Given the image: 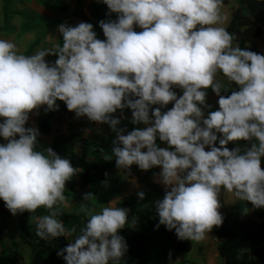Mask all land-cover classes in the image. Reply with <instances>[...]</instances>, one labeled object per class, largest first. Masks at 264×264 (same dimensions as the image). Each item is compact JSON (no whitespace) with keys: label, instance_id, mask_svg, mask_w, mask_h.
<instances>
[{"label":"clouds","instance_id":"obj_1","mask_svg":"<svg viewBox=\"0 0 264 264\" xmlns=\"http://www.w3.org/2000/svg\"><path fill=\"white\" fill-rule=\"evenodd\" d=\"M101 2L108 15L116 14L115 20L99 21L103 40L87 22L59 25L63 43L54 51L25 55L13 41L0 39V138L6 141L0 143V200L8 211L15 216L44 207L50 214L37 217L36 236L46 241L66 234L57 205L79 171L51 147L38 150V129L25 126L34 110H58V100L77 118L117 132L111 155L118 169L160 168L165 194L155 202L157 229L174 230L180 240H203L223 223L222 189L264 208V54L233 47L234 37L223 26V0ZM53 54L57 59L47 62ZM217 72L237 86L230 95H221ZM209 88L219 97L218 108L205 115ZM125 109L131 110L130 123L144 127L117 130ZM241 140L255 142L227 147ZM137 196L144 199V192ZM92 197L86 193L83 199ZM81 211L87 215L86 208ZM128 213L102 208L57 256L65 264L119 261L127 251L119 233Z\"/></svg>","mask_w":264,"mask_h":264},{"label":"rangeland","instance_id":"obj_2","mask_svg":"<svg viewBox=\"0 0 264 264\" xmlns=\"http://www.w3.org/2000/svg\"><path fill=\"white\" fill-rule=\"evenodd\" d=\"M237 7L235 0H223L221 11L227 17L223 24L226 29ZM108 12L107 6L101 0H0V39L13 41L19 51L25 55L43 49L54 51L57 45L62 46L63 43L62 36L57 30L59 25L76 26L80 22H87L93 25L97 38L103 40L105 37L99 27V21L116 19L115 13L108 15ZM258 26L264 30V24ZM256 27L257 25L248 27L243 30L242 35L249 46L257 47L264 54L263 37L255 36ZM134 30L142 31L136 26ZM233 47H236V43H233ZM56 59L57 56L54 54L45 57L50 63H54ZM216 79L222 84L221 95L227 96L236 90L221 72H217ZM173 90L178 96L182 94L179 88ZM206 91V103L211 105V108L204 109L205 115L208 111L217 110L219 99L211 88ZM56 103L59 105L56 111L46 113L44 107H41L29 114L25 126L38 129L39 135L36 137L38 150L52 147L55 142L78 155L85 148H89L90 159L103 158L108 161L112 176V179L107 181V186L100 182L86 189L70 191L65 188V200L57 205L60 212L76 217L85 225L91 215L100 212L104 207L127 208L128 214L134 216V221L128 225V228L145 237L150 264H222L217 250L219 240L215 237L213 228L203 240L199 242L189 240L191 250L188 253H178L172 248L170 241L163 236L162 231L165 227L163 225L158 229L155 227L159 221L155 202L163 199L165 194V186L158 176L159 167L144 171L133 164L128 169H118L111 155L117 132L112 131L107 124L91 122L87 117L77 118L74 112L67 110L62 101L58 100ZM171 107L172 104L169 103L162 111H167ZM114 115L119 117V110ZM124 116L125 118L117 125V130L131 131L134 127H144L142 124L130 123L131 110L125 109ZM43 120L48 121V133H43L40 129ZM83 142H88L91 146ZM253 142L255 141L230 142L227 147L230 150L234 147L243 149L250 147ZM0 143L6 141L0 138ZM157 144L160 147H167L159 140ZM217 146H219L218 142ZM101 148L104 152L99 150ZM261 167L264 169V158L261 159ZM80 173L81 171L72 178H77ZM139 191L144 192L142 200L137 196ZM86 193L93 194L89 201L83 199ZM218 199L221 204L219 211L223 217L235 210L244 212L245 207L248 209L247 212L250 211L247 202L238 200L232 193L223 189ZM82 207L87 209V215L81 211ZM29 223L37 226V220ZM0 264H34V251L21 237L17 214L13 216L2 200H0Z\"/></svg>","mask_w":264,"mask_h":264},{"label":"trees","instance_id":"obj_3","mask_svg":"<svg viewBox=\"0 0 264 264\" xmlns=\"http://www.w3.org/2000/svg\"><path fill=\"white\" fill-rule=\"evenodd\" d=\"M235 1L238 7L232 13L231 21L227 27V31L234 37L233 43H236V46L241 49L247 48L250 51L263 54L257 47L247 44L242 30L257 25L255 36L263 37L264 41V30L258 26L264 24V0ZM231 83L236 89L237 86L233 82ZM40 129L43 133L49 132L47 120L41 122ZM83 143L91 146L88 142ZM51 148L61 157L68 158L72 165L81 171L77 178H72L66 183V189L70 191L86 189L112 179L111 166L108 161L103 158L90 159L89 148H85L79 155L63 148L58 142H55ZM247 204L250 207L249 212L231 211L223 217V223L219 227H213L214 235L219 240L217 250L222 264H264V208H254L250 203ZM60 213L56 218L63 222L66 234L63 237L46 241L36 236L37 226L30 224L29 221L49 215L50 210L40 207L32 213L28 211L17 213L21 237L34 251V264H65L63 258L57 256V252L73 243L74 239L80 235V229L84 227V224L72 215ZM133 221V214H128V221L119 233L126 241V253L122 259L110 261V264H150L145 237L128 228V225ZM69 232L71 234H68ZM162 234L170 241L176 252L188 253L191 250L190 241L178 239L174 230L163 229Z\"/></svg>","mask_w":264,"mask_h":264},{"label":"crops","instance_id":"obj_4","mask_svg":"<svg viewBox=\"0 0 264 264\" xmlns=\"http://www.w3.org/2000/svg\"><path fill=\"white\" fill-rule=\"evenodd\" d=\"M252 27V26H251ZM245 29H247V28H244L243 30H245ZM243 30H242V33H243ZM259 50V49H258ZM261 51V50H260ZM262 52V51H261ZM263 53V52H262Z\"/></svg>","mask_w":264,"mask_h":264}]
</instances>
